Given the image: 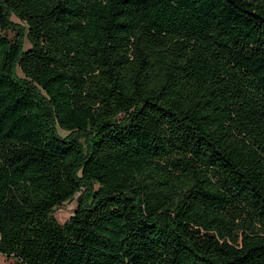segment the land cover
<instances>
[{
    "label": "trees",
    "instance_id": "obj_1",
    "mask_svg": "<svg viewBox=\"0 0 264 264\" xmlns=\"http://www.w3.org/2000/svg\"><path fill=\"white\" fill-rule=\"evenodd\" d=\"M0 255L264 264V0H0Z\"/></svg>",
    "mask_w": 264,
    "mask_h": 264
},
{
    "label": "rangeland",
    "instance_id": "obj_2",
    "mask_svg": "<svg viewBox=\"0 0 264 264\" xmlns=\"http://www.w3.org/2000/svg\"><path fill=\"white\" fill-rule=\"evenodd\" d=\"M58 134L60 136H64V134L62 132L58 131ZM74 198L71 201L62 203L59 207L54 209V211L52 213V216L54 217V219L59 224H62L72 214V212H73V210L75 208V199ZM0 264H10V262L6 261L4 259V257H2L0 255Z\"/></svg>",
    "mask_w": 264,
    "mask_h": 264
}]
</instances>
